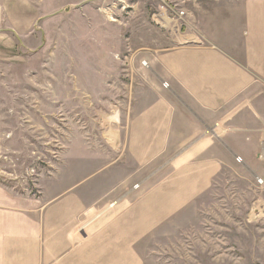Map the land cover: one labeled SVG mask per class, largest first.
Masks as SVG:
<instances>
[{"label":"crops","instance_id":"1","mask_svg":"<svg viewBox=\"0 0 264 264\" xmlns=\"http://www.w3.org/2000/svg\"><path fill=\"white\" fill-rule=\"evenodd\" d=\"M188 18L199 42L172 37L149 69L126 59L139 82L107 117L106 165L72 149L37 200L0 183V264H146L141 246L208 196L237 156L255 184L264 176L241 149L264 151V0H206Z\"/></svg>","mask_w":264,"mask_h":264},{"label":"rangeland","instance_id":"2","mask_svg":"<svg viewBox=\"0 0 264 264\" xmlns=\"http://www.w3.org/2000/svg\"><path fill=\"white\" fill-rule=\"evenodd\" d=\"M205 2H188L175 35L153 22L162 0H0L1 185L39 199L72 149L101 154L98 164L106 165L115 124L107 117L120 116L125 88L139 82L127 76L126 59L149 69L172 37L199 42L186 23ZM241 149L262 173L261 146ZM234 164L174 226L141 246L146 264H264V218L252 212L264 205V187Z\"/></svg>","mask_w":264,"mask_h":264},{"label":"built area","instance_id":"3","mask_svg":"<svg viewBox=\"0 0 264 264\" xmlns=\"http://www.w3.org/2000/svg\"><path fill=\"white\" fill-rule=\"evenodd\" d=\"M188 2H191V0H162L163 4H160V11L152 17L153 22L161 29H171L173 34L179 33L177 24H180L181 20L186 16V5ZM236 160L240 164L243 163L240 157H237ZM261 164L264 168V151L261 156ZM255 181L258 187H264V176L256 175ZM252 212L256 220L264 218V205L256 206Z\"/></svg>","mask_w":264,"mask_h":264},{"label":"bare ground","instance_id":"4","mask_svg":"<svg viewBox=\"0 0 264 264\" xmlns=\"http://www.w3.org/2000/svg\"><path fill=\"white\" fill-rule=\"evenodd\" d=\"M146 65H147V64H145L144 66H145V67H148V66H146Z\"/></svg>","mask_w":264,"mask_h":264}]
</instances>
